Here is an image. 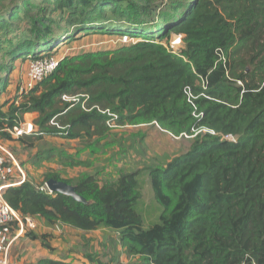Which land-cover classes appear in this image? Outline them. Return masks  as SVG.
Listing matches in <instances>:
<instances>
[{
    "label": "trees",
    "instance_id": "1",
    "mask_svg": "<svg viewBox=\"0 0 264 264\" xmlns=\"http://www.w3.org/2000/svg\"><path fill=\"white\" fill-rule=\"evenodd\" d=\"M93 33L130 41L64 56L33 88L1 101L17 61L61 57L60 45ZM173 35L181 38L178 51ZM0 48V140L36 149L35 166L86 164L38 148L47 137L100 145L114 127L150 123L194 136L164 166L123 171L112 181L51 170L40 184L29 178L10 186L3 196L21 215L108 228L145 264H264V0H0ZM28 112L38 113L39 130L15 138L9 130ZM148 169L162 212L146 227L139 174ZM50 178L76 185L93 202L40 190Z\"/></svg>",
    "mask_w": 264,
    "mask_h": 264
},
{
    "label": "rangeland",
    "instance_id": "2",
    "mask_svg": "<svg viewBox=\"0 0 264 264\" xmlns=\"http://www.w3.org/2000/svg\"><path fill=\"white\" fill-rule=\"evenodd\" d=\"M125 36L127 35L122 36L118 34L102 33L88 35L81 34L79 38L60 45V49L57 50V53H59V55L62 53L60 56H67L86 51L115 48L130 41V38L126 41L124 39ZM177 38H180V36L173 35L172 39L176 40ZM181 46L182 43H179L172 46V48L174 47L173 49L178 51ZM3 61H6V58L4 57V49L0 48V62ZM29 61L30 59L28 61L24 60V62L21 60L17 62V65H15L14 70L10 74L11 82L1 98V101L10 98V95L20 90V85H22L23 81L27 78ZM27 117L28 121L32 120V115H28ZM50 138L52 137H47L38 148L47 149L54 147L56 151L62 150L65 154L75 155L77 159L86 161L85 165L78 167L88 172L98 169L97 164H101V161H109L112 167L122 169V171H132L140 167L145 169L146 166L149 167L153 165L164 166L168 159L172 158L175 154L188 151L194 140L193 135L189 136L185 134L176 136L171 134L161 128L157 123L114 127L113 131L100 143V145L94 144L95 141L87 143L81 141H69L66 139L51 140ZM10 145L12 148L10 147L9 149L15 152L19 161L22 159L26 161L25 164L31 163V156L36 154V151L24 152L22 149L23 147L20 148L19 144L12 143ZM107 153H111V156L103 157ZM141 158L144 159V161H140ZM40 167L44 173L51 170L60 172L62 170L68 171V167L64 166L58 160L47 162ZM101 169H103V167ZM98 176L102 182L110 181L103 176V171L99 172ZM139 179L142 184L140 206L143 210L142 215L144 223L146 227H149L151 224L160 221L162 206L155 201V193L149 169L147 172L142 171L139 174ZM60 248L62 249L63 254L67 253V251H64L66 248H63L62 246H60ZM74 248L78 251L77 245ZM80 250H82V248H80ZM105 250L110 252L109 248H105ZM93 257L95 258V256ZM134 257L136 256H133L128 264H139L140 262L143 264L145 263L141 257H138V259H134ZM95 259L106 264H113L108 257L103 258L99 256ZM96 260L95 263L99 264Z\"/></svg>",
    "mask_w": 264,
    "mask_h": 264
},
{
    "label": "crops",
    "instance_id": "3",
    "mask_svg": "<svg viewBox=\"0 0 264 264\" xmlns=\"http://www.w3.org/2000/svg\"><path fill=\"white\" fill-rule=\"evenodd\" d=\"M21 61L24 62V60ZM28 115H32L31 121L35 123V120L38 117L37 112L25 113L22 122H28ZM14 137L18 138L16 136ZM50 139L60 138L52 137ZM12 143L19 144L18 142H10V144ZM20 148H22L21 145ZM22 149L24 152L36 151V149ZM110 154L111 153H107L103 157H110ZM20 160L22 161V159ZM141 160L144 161L142 158L140 161ZM47 162L49 161H44L40 166ZM101 162V164H97L98 169L91 171L92 173L98 174L103 171V176L112 181L118 178L120 173L123 172L122 169L112 167L109 161ZM40 166H35L32 162L30 164L24 163L28 179L30 178L32 182H36L37 184L41 183L45 174ZM102 167L103 169H101ZM134 170H137V168ZM84 171V169H80L79 167H68V171L62 170V175L64 178H76ZM36 220L38 223V227L35 229L36 236L30 237L24 233L15 239L10 248L11 261L18 264H39L41 259L50 258L73 262L75 264H96L89 258V256L91 257V255H93L95 258H98L99 256L103 258L108 257L113 264H128L130 259L133 258V256L127 254L126 248L120 242L118 233L111 231L108 228L103 227L97 230L85 231L63 224L60 225L61 229H59L57 228V224H48L45 220L38 217H36ZM76 245L78 246V251L74 248ZM60 246L66 248L64 251H67V253L63 254ZM80 248H82V250H80ZM105 248H109L110 252L106 251ZM138 257L139 256H136L134 259H138ZM139 264L143 263L140 262Z\"/></svg>",
    "mask_w": 264,
    "mask_h": 264
},
{
    "label": "built area",
    "instance_id": "4",
    "mask_svg": "<svg viewBox=\"0 0 264 264\" xmlns=\"http://www.w3.org/2000/svg\"><path fill=\"white\" fill-rule=\"evenodd\" d=\"M124 39L128 41L129 37L125 36ZM179 43H181V38L171 41L172 46ZM64 56H45L42 59L30 58L27 78L20 89V94L22 95L27 92L52 73ZM34 125L33 121L22 122L20 126H16L12 131H9L16 137L23 134H31L34 132ZM223 137L233 141L236 140L233 135ZM27 179L28 174L26 169L9 147L0 140V264H18L10 259L12 244L15 239L26 233V231L35 230L38 227L35 216L21 215L3 196L5 188L21 185ZM40 190L52 194L46 183L40 187ZM57 228L61 229L60 225H57Z\"/></svg>",
    "mask_w": 264,
    "mask_h": 264
},
{
    "label": "water",
    "instance_id": "5",
    "mask_svg": "<svg viewBox=\"0 0 264 264\" xmlns=\"http://www.w3.org/2000/svg\"><path fill=\"white\" fill-rule=\"evenodd\" d=\"M38 130H39L38 126L34 125V132H36ZM46 185L48 186V188L51 192L70 196L74 200H76L80 203L90 205L93 202L92 200H88L86 197L79 194L77 192V186L76 185H72L66 181L57 180L55 178H50L46 182ZM5 189H7V188H5ZM5 189H4V191H5Z\"/></svg>",
    "mask_w": 264,
    "mask_h": 264
},
{
    "label": "clouds",
    "instance_id": "6",
    "mask_svg": "<svg viewBox=\"0 0 264 264\" xmlns=\"http://www.w3.org/2000/svg\"><path fill=\"white\" fill-rule=\"evenodd\" d=\"M52 193H54V192H52Z\"/></svg>",
    "mask_w": 264,
    "mask_h": 264
}]
</instances>
